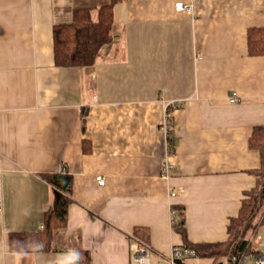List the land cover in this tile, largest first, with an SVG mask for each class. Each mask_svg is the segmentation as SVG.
<instances>
[{
	"label": "crops",
	"instance_id": "crops-1",
	"mask_svg": "<svg viewBox=\"0 0 264 264\" xmlns=\"http://www.w3.org/2000/svg\"><path fill=\"white\" fill-rule=\"evenodd\" d=\"M111 2L0 0V264H61L76 250L89 264H130L137 228L158 259L175 244L224 242L256 185L261 156L250 138L264 125V55H250L247 32L264 28V0H125L95 66H58L54 27L72 24L76 9L96 18ZM64 166L67 225L50 252H12L10 234L44 228L54 201L44 175Z\"/></svg>",
	"mask_w": 264,
	"mask_h": 264
},
{
	"label": "trees",
	"instance_id": "trees-1",
	"mask_svg": "<svg viewBox=\"0 0 264 264\" xmlns=\"http://www.w3.org/2000/svg\"><path fill=\"white\" fill-rule=\"evenodd\" d=\"M125 0H112L111 4L99 8L96 18L90 9H76L73 23L55 26L53 30L54 55L58 66L89 68L96 65L103 46L112 41V24L114 23V6ZM249 53L253 56L264 55V28L248 30ZM83 124L87 111L83 112ZM172 151L174 142L170 139ZM250 147L260 153L261 167L255 171L256 185L244 193L242 206L237 217L232 218L228 226V239L224 242L210 244H189L204 258L218 261L245 248L249 234L254 231L258 221L264 216V125L254 128L250 138ZM88 148L85 147V151ZM52 185L54 201L46 211L43 229L32 233L10 234L12 252L32 253L50 252L54 231L67 225L68 209L71 204L70 192L72 176L67 171L44 175ZM177 231L185 236L182 214L178 215ZM141 241L148 243L149 234L142 228L135 230ZM87 251L76 250L70 264H89Z\"/></svg>",
	"mask_w": 264,
	"mask_h": 264
},
{
	"label": "built area",
	"instance_id": "built-area-1",
	"mask_svg": "<svg viewBox=\"0 0 264 264\" xmlns=\"http://www.w3.org/2000/svg\"><path fill=\"white\" fill-rule=\"evenodd\" d=\"M175 10L178 12L186 11L192 12L193 5L185 4L184 2H178L175 5ZM229 100L231 103H236L240 101L239 95L233 92ZM167 107L166 115L160 126L162 132L166 138V147L167 152L166 156L162 162V176L168 178L171 174L172 164L168 161L169 157L174 151H172L170 139L172 137V114ZM62 171H67V168L64 166ZM96 180L100 186L105 185V178L100 175L96 177ZM176 193H171V196L174 197ZM0 210H1V201H0ZM177 210L171 208V225L174 228L179 226V217ZM263 225H259L252 234L248 237L245 248L238 253L231 254L228 257L214 261L211 258L202 257L194 247H191L187 244H175L172 245L170 253L168 255H160L159 261L152 262V249L148 246L147 243L141 241L139 238H134L131 244L132 257L130 264H264V237L259 234V228ZM43 228V226L41 227ZM207 261V262H205Z\"/></svg>",
	"mask_w": 264,
	"mask_h": 264
},
{
	"label": "rangeland",
	"instance_id": "rangeland-1",
	"mask_svg": "<svg viewBox=\"0 0 264 264\" xmlns=\"http://www.w3.org/2000/svg\"><path fill=\"white\" fill-rule=\"evenodd\" d=\"M264 224V216L263 217H261L260 218V220L258 221V223H257V225H256V227L254 228V230L259 226V225H263ZM253 232V231H252ZM252 232L249 234V236L252 234ZM259 234H261L263 237H264V226H261L260 228H259V232H258ZM248 236V237H249ZM152 249V248H151ZM150 260H152V262H157V261H159V259H158V255L156 254V252L152 249V256H151V259ZM70 261H71V258H69L68 256H63L62 257V262H61V264H70ZM205 262H207V261H205Z\"/></svg>",
	"mask_w": 264,
	"mask_h": 264
},
{
	"label": "water",
	"instance_id": "water-1",
	"mask_svg": "<svg viewBox=\"0 0 264 264\" xmlns=\"http://www.w3.org/2000/svg\"><path fill=\"white\" fill-rule=\"evenodd\" d=\"M222 264V263H221Z\"/></svg>",
	"mask_w": 264,
	"mask_h": 264
}]
</instances>
